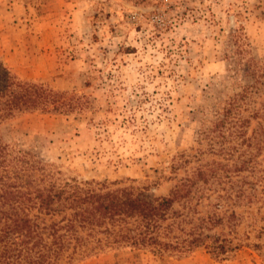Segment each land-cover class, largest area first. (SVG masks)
Here are the masks:
<instances>
[{
	"label": "rangeland",
	"instance_id": "1",
	"mask_svg": "<svg viewBox=\"0 0 264 264\" xmlns=\"http://www.w3.org/2000/svg\"><path fill=\"white\" fill-rule=\"evenodd\" d=\"M0 65L61 95L0 120L8 153L155 197L217 188L203 214L255 184L238 235L264 226V0H0ZM230 230L225 217L184 254L121 245L72 264H264L258 230L219 252Z\"/></svg>",
	"mask_w": 264,
	"mask_h": 264
},
{
	"label": "trees",
	"instance_id": "2",
	"mask_svg": "<svg viewBox=\"0 0 264 264\" xmlns=\"http://www.w3.org/2000/svg\"><path fill=\"white\" fill-rule=\"evenodd\" d=\"M60 96L42 84L18 80L0 65V120L48 107ZM196 173L208 174L204 169ZM60 174L52 164L8 153L0 142V264H72L121 245L184 254L203 244L210 236L205 230L222 224L225 217L237 242L227 239L232 243L228 246L221 242L215 246L219 252L252 244L257 230V238L264 235V226L258 229L255 218L243 238L238 235L243 215L236 207H252L261 200L255 184L223 187L219 200L208 203L203 214L198 206L217 188H201L191 181L176 186L168 196L155 197L133 188L109 189L95 180L66 181Z\"/></svg>",
	"mask_w": 264,
	"mask_h": 264
}]
</instances>
